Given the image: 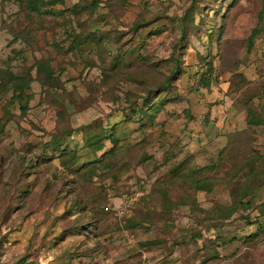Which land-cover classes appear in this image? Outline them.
Returning <instances> with one entry per match:
<instances>
[{
	"label": "rangeland",
	"instance_id": "rangeland-1",
	"mask_svg": "<svg viewBox=\"0 0 264 264\" xmlns=\"http://www.w3.org/2000/svg\"><path fill=\"white\" fill-rule=\"evenodd\" d=\"M263 76L264 0H0V264H264Z\"/></svg>",
	"mask_w": 264,
	"mask_h": 264
},
{
	"label": "trees",
	"instance_id": "trees-1",
	"mask_svg": "<svg viewBox=\"0 0 264 264\" xmlns=\"http://www.w3.org/2000/svg\"><path fill=\"white\" fill-rule=\"evenodd\" d=\"M254 33V32H253ZM255 38H256V35L255 34H253L252 35V37H251V39H250V43L252 42L253 43V40H255ZM251 45H253V44H251ZM263 78H264V76H263ZM110 137V139H111V141H113L114 143H115V145H116V143L118 142V139H116V142H115V140H112V136H110L109 134H108V138ZM96 245V244H95ZM143 264H145V263H143Z\"/></svg>",
	"mask_w": 264,
	"mask_h": 264
}]
</instances>
